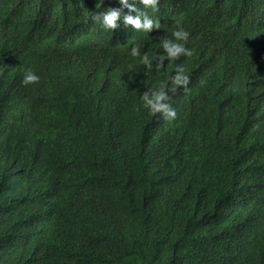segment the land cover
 <instances>
[{
  "label": "trees",
  "instance_id": "obj_1",
  "mask_svg": "<svg viewBox=\"0 0 264 264\" xmlns=\"http://www.w3.org/2000/svg\"><path fill=\"white\" fill-rule=\"evenodd\" d=\"M109 7L0 0V264H264V0L137 2L151 33L86 19ZM177 64L165 121L141 97Z\"/></svg>",
  "mask_w": 264,
  "mask_h": 264
},
{
  "label": "clouds",
  "instance_id": "obj_2",
  "mask_svg": "<svg viewBox=\"0 0 264 264\" xmlns=\"http://www.w3.org/2000/svg\"><path fill=\"white\" fill-rule=\"evenodd\" d=\"M137 2L143 6V9H152L154 12L159 11L160 0H119V3L123 8L129 10V14H124L122 9H116L109 7L105 11L93 13L92 15H86V19H92L93 22L99 23L105 30L115 31L120 28V22L122 20L124 28L131 27L135 31H143L151 33L154 29H160V23L154 21L148 15L147 11L141 10L137 7ZM91 9V8H89ZM135 13L132 15L131 13ZM89 24V22H87ZM190 33L186 31L182 26H179L177 30L171 33V37H161L163 54L156 58L157 68L164 67L165 60L173 61L179 60L181 56L191 57L193 55L192 50L185 47L189 40ZM181 41L183 43H181ZM131 56L140 57L139 46H134L131 49ZM140 62L145 65L149 70L152 68L153 61L149 58L147 53L143 55ZM185 67L181 64H177L175 68V75L170 77L171 88H167V85L161 83L158 89H151L143 93L141 99L143 101V107L149 111L152 116H161L165 121H173L177 118V112L172 107L170 101L172 96L169 92L175 94L181 89L185 94L190 93L191 89L189 85L191 78L185 75ZM40 81V76L34 73L31 69H28L23 76L22 85L28 86L30 84H37ZM203 85V81H200Z\"/></svg>",
  "mask_w": 264,
  "mask_h": 264
}]
</instances>
